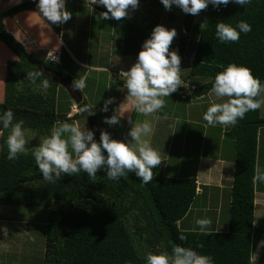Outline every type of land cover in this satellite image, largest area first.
Here are the masks:
<instances>
[{
	"label": "trees",
	"instance_id": "16d2710c",
	"mask_svg": "<svg viewBox=\"0 0 264 264\" xmlns=\"http://www.w3.org/2000/svg\"><path fill=\"white\" fill-rule=\"evenodd\" d=\"M37 4L38 0H23L8 10H0V41L16 56L7 63L5 98L0 102V116L11 109L14 123L22 119L24 130L42 131L48 136L60 121L87 118L89 114L81 109L90 104L79 91L83 102L78 105L79 112L69 116L75 102L62 85L43 73L35 85L26 78L28 72L39 71L41 65L61 73L71 82L75 80L60 69V63L54 65L49 59L45 62L37 60L5 24L7 18L36 10L54 32L61 35L62 25L47 21L38 11ZM193 19L194 15H191L190 24L177 30L174 38V49L181 57V66L190 43L187 36L197 25ZM242 20L251 25L250 32H241L238 42L219 41L216 36L218 22L235 27ZM157 25L161 24L149 19L143 23L131 17L114 20L115 54L138 56ZM194 46L189 48L192 65L187 79L193 82L192 85L199 79L206 82L190 87L191 98L208 95L216 74L231 63L250 68L263 84L264 0H250L245 6L230 2L218 9L209 4L208 17ZM117 76V79L123 78V75ZM45 79L50 85L47 89L42 86ZM62 89L67 95L68 106L62 102L65 99ZM92 110L95 111L93 107ZM93 116L94 139L100 142L96 115ZM262 131L264 118L260 108L247 112L226 133V137L235 142L236 150L226 231L202 233L178 226L197 196V181L195 178L167 177L162 164L153 169L154 178L149 184L142 183L135 173L109 180L105 169L97 172L95 181L81 171L73 176L62 174L60 180L51 184L38 170L33 151L19 154L14 161L7 158L9 130L3 129L2 122L0 207H44L50 210L43 230V264H146L148 252L167 251L171 254L175 245L191 247L199 254L210 256L213 264H251L264 234V223H258L255 217L257 183L253 184ZM63 202L65 207H54ZM181 232L187 237L186 241L179 239ZM261 249L264 250V245Z\"/></svg>",
	"mask_w": 264,
	"mask_h": 264
},
{
	"label": "clouds",
	"instance_id": "9594fccd",
	"mask_svg": "<svg viewBox=\"0 0 264 264\" xmlns=\"http://www.w3.org/2000/svg\"><path fill=\"white\" fill-rule=\"evenodd\" d=\"M230 2L245 6L250 0H161L166 10L170 11L175 5L184 13L194 16L206 10L209 4L218 9L221 5L227 6ZM91 3L107 9L104 7L99 9L100 12L106 10L100 14L103 20L120 21L129 17L130 9L139 8L140 0H91ZM37 8L53 25L65 24L72 18V13L66 7V0H38ZM251 30V25L243 20L235 27L218 22L216 36L222 43L238 42L241 32L247 34ZM176 36L175 28L169 30L164 25H157L151 37L144 42L137 62L130 70L122 71L126 78L127 100L139 114L149 116L156 113L165 106V97H169L181 86L187 88L180 76L181 57L178 51H170ZM41 75L42 72L30 71L26 78L35 85ZM42 86L47 89L50 86L49 81L43 80ZM72 86L75 90L82 91L86 87V77L74 80ZM208 95L209 97L214 95L218 100L223 101L211 103L204 113L203 119L210 126L235 125L247 112L264 106V84L253 75L250 68L235 63L229 64L216 74ZM113 102L114 98L106 100L101 111L107 112L108 106ZM81 111L95 115L91 105H85ZM74 114L71 111L69 116ZM124 115L125 107L122 103L114 109L111 117L104 118V123L116 125ZM13 121L14 114L11 109L0 116L3 129L9 130L6 143L7 158L10 161L16 160L21 153L27 154V140L23 129L25 122L22 119L15 123ZM128 122L132 124L128 132L130 140L113 139L108 131L103 130L100 142L94 139L92 130L82 129L79 122L54 125L50 135L43 137L32 153L44 180L55 184L62 178V174L73 176L83 171L95 181L97 172L105 169L109 180H117L127 173H135L142 183H151L154 178L153 169L163 162L161 153L152 147L149 139L153 132L152 123L149 120L134 122L131 115ZM258 182H264V170L259 167L255 169L253 176V184ZM195 223L202 233H207L212 225L209 218L197 219ZM179 239L186 241L187 237L181 232ZM261 244L264 245V241ZM146 264H213V259L199 254L191 247L175 245L171 254L167 251L148 252Z\"/></svg>",
	"mask_w": 264,
	"mask_h": 264
},
{
	"label": "crops",
	"instance_id": "0c3cea01",
	"mask_svg": "<svg viewBox=\"0 0 264 264\" xmlns=\"http://www.w3.org/2000/svg\"><path fill=\"white\" fill-rule=\"evenodd\" d=\"M68 1L66 0V7ZM22 2L23 0H0V10H8ZM70 2L68 7H72L76 18L84 9H89V12L93 14V19H100V14L103 13L99 11L103 6H94L95 9L91 10L88 2L85 0H70ZM111 21L113 29L114 19H111ZM5 24L12 31L15 38L37 60L45 62L48 59L49 52L56 51L59 53V66L65 67V71H63L72 78L77 74L76 69L70 67L72 64L85 70L83 72L78 71V75L81 74L83 77L85 75L87 77L88 72L95 73L93 75V84L96 83V85H98L100 76L107 74L106 82L108 88L106 92L103 95L99 94L100 96L102 95V98L98 101V105H91L98 112L96 115L95 111V115L100 135L101 131L106 130L111 134L113 139L130 140L131 137L128 136V132L132 124L128 122L129 115H131L134 122L149 120L153 126V132L149 139L152 147L161 153L165 176L176 179L195 178L197 181V196L188 214L178 223L179 227L187 231H200L195 221L199 219V214H201L202 218H209L212 221L208 232H222L228 229V223L226 225L222 224L221 214L227 195H231L229 199L231 206L236 150L234 147L228 146L230 142V139L226 137L228 125L216 124L215 126H210L204 119H202L203 124L199 119L200 117L203 118L211 103L223 102L222 100H218L214 95L211 96L212 98L209 95L203 96V99L191 98L189 89L193 82L187 79V76L182 77L180 75L184 84L190 87H179L176 92L164 98L165 106L162 109L152 115L144 116L137 113L130 101L127 100L128 92L125 87V76L117 79V75L120 72L130 70L135 63L122 59L124 57L117 56L113 48L115 44L112 46L106 45V43L102 44V46L98 44V47L102 48L99 60L104 61L107 59L105 55L109 53V56H111L110 67H105L104 64L100 65L95 62L91 65L78 60L75 52L71 49L77 44V36L79 34L74 33V36H72L74 40L72 38L73 43L70 47L65 41L64 24L61 35H57L36 10L26 11L13 18H7ZM96 38H101V36L97 35ZM57 40L60 41L58 45H56ZM95 40L93 39V45H97L98 43ZM93 45L88 41L89 52L92 50ZM14 59H16L15 54L0 41V102H3L5 98L7 63ZM67 59L72 62L70 65H67ZM185 67L186 65L183 63L180 72ZM109 98H114V102L108 106L107 112L101 111L104 107V102ZM223 99L226 100L227 98ZM207 102H209V106L206 104ZM122 103L125 107V115L121 118L120 122L116 125L104 123V118L106 116L111 117L114 114V109ZM181 104H185V115L183 117L177 112V107ZM172 115L176 119H172ZM101 120L103 121V126L100 124ZM1 145L2 134L0 133V154ZM173 155L176 160L174 159L172 163ZM2 208L3 210L0 212V264H13L11 262L22 260L21 256L26 260L34 259L31 253L35 250V246L38 243H42V251L39 252L38 261L30 264H43L45 250L43 230L45 224L42 222L40 224L42 226L41 232H36L33 230V227H27L28 223L24 221L19 222L16 216L8 215L11 210L10 208L13 209L14 207H0V209ZM210 213H214L216 216L211 217ZM255 217L258 223H264V183L261 182L257 183ZM22 226H24L25 232L29 234V238L26 236L25 240L22 239L24 237V234L22 235L21 232ZM34 234L39 235L43 239L41 241L34 240ZM262 241H264V234L258 246L262 247ZM258 264H264V250L262 249L258 257Z\"/></svg>",
	"mask_w": 264,
	"mask_h": 264
},
{
	"label": "rangeland",
	"instance_id": "374dc122",
	"mask_svg": "<svg viewBox=\"0 0 264 264\" xmlns=\"http://www.w3.org/2000/svg\"><path fill=\"white\" fill-rule=\"evenodd\" d=\"M72 1V0H71ZM86 2H88V5L90 7V9L92 10L93 8L95 9V5H93L91 3V0H85ZM70 0L67 3V9L72 13V18L67 21L64 24V36H65V41L67 43V45H69L70 47L72 46V36H74V33H78L79 35L77 36L78 38V42L75 46H73V51L75 52L76 57L78 58V60H80L81 62H86L89 63L91 65H93V63L95 62L96 64H104L105 67H110L109 65L111 64V56H109V53H107L105 56L107 57V59H105L104 61L99 60L101 57V52H102V48L98 47V44L100 46H102V44L106 45H114L115 44V38H114V32L112 29V21L110 20H103L101 17L99 18H95L93 19L92 17V13L89 12V9H84L80 15L78 14V17L76 18L74 13H73V9L72 7H68L70 4ZM85 5V2H84ZM104 7V6H103ZM104 9H106L104 7ZM107 10V9H106ZM129 17H131L133 20L139 21L140 23L146 22V20H151L152 22L156 21L158 22V24L164 25L165 27H167L168 29H172L175 28L176 30H181L185 25H189L190 24V17L191 14H186L182 11V9H180L179 7L173 5L171 10H166L165 7L163 6V4L161 3V0H140L139 3V8L137 10H129ZM208 17V7L206 10L202 11L199 15H195L193 22L197 23V25H194L192 28L191 33H189V35L187 36L188 40H189V45H188V51H187V56L185 57L184 60V65H186V67L183 69V71L180 72V75L182 77H186L188 75L189 72V67L192 64V58L190 57V51L189 48H195L194 46V42H196L197 37L201 31V29L203 28L205 21ZM43 19V18H42ZM93 19V22H92ZM93 23V24H92ZM48 24V23H47ZM202 25V27H201ZM63 26V24H62ZM81 26V27H80ZM94 35V36H93ZM97 35H100L101 38H96ZM93 39H96L95 41H97V45H93ZM74 40V38H73ZM88 41L92 43L93 47L92 50L89 52L88 50ZM60 41L57 40L56 45H58ZM61 44V43H60ZM115 46V45H114ZM175 41H173L171 47H170V51H173L175 48ZM55 48V47H54ZM114 49H116V46L113 47ZM57 53L55 52H49V55H53ZM116 56V55H115ZM121 57V56H120ZM97 58V59H96ZM124 60H129V61H133L134 63L137 62L138 57L137 56H130V57H125L122 58ZM67 65H70L72 62L67 59ZM60 63V54H59V62ZM70 67H72L73 69H76L77 74L74 75L75 79H79L80 77H83V75L79 74L78 75V71L79 72H83L85 71L84 69L78 67L77 65H70ZM61 70L65 71V67H61ZM95 73L91 72V73H87V77L86 75L84 77H86L87 82H86V87L82 90V93L84 95V98L86 99V101L88 102V104L90 105H98V101L102 98L103 93L106 92L108 85H107V74H104V76H100V78L98 79V85L93 84V75ZM197 83L195 84L196 86H199L201 83H204L206 81L204 80H197ZM264 84V83H263ZM195 85H190L191 88H194ZM189 85L187 86V88L190 87ZM62 91L65 94V99H63V103L65 105H69V101L68 99H66V93L65 91L62 89ZM99 94H102L101 96ZM212 98V97H211ZM209 106V102L206 103ZM96 111V115L98 114L97 109H95ZM177 112L179 113V115H181L182 117L185 115V104H181L180 106L177 107ZM71 113V111H70ZM69 113V114H70ZM60 114H63L62 112H60ZM72 116V115H71ZM261 117L264 118V106L261 107ZM172 119H176L173 115L171 117ZM201 123L202 122V117L199 118ZM64 122H68V123H72L74 121H68V120H63L60 121L59 124L64 123ZM79 122L80 126L82 129H89V130H96V128H94L90 122V120L85 117H82L81 120L76 121ZM99 122V120H98ZM57 124V126L59 125ZM101 126H103V121L101 120L100 122ZM93 127V128H92ZM232 128V126L228 125V131H230ZM25 131V138L27 140V144H26V152L29 151H33L35 147L39 146L40 140L47 136L45 133L41 132H36V131H32V130H24ZM220 131V129H219ZM262 140L260 139V143H259V153H258V158H257V167H259L261 170H264V131H262ZM232 140L230 139V142L228 143V146L234 147L235 149V142H231ZM230 147V148H231ZM174 159L176 160V158L173 155L172 158V163L174 162ZM264 183V182H261ZM231 195H227V197L225 198V202H224V206H223V210H222V214H221V219H222V224L226 225L228 223L229 220V210H230V199ZM200 202V201H198ZM214 204V202H213ZM66 204L63 203H58L56 204L54 207H56L57 209L60 207H65ZM11 210L9 211L8 215L9 216H16L17 217V221L21 222L24 221L27 224V227H33V230L36 232H41L42 230V226L40 225L42 222L46 225L47 222V214L50 210H48L47 208L44 207H39V208H34V209H22V208H10ZM3 210L0 209V212ZM217 211V210H216ZM211 214V213H210ZM215 217L216 215L214 213L211 214V217ZM202 216L201 214H199V219H201ZM32 224V225H31ZM44 225V226H45ZM26 226V225H25ZM21 228V227H20ZM24 226H22L21 228V232L22 235L24 234V237L22 239H26V236L29 238V234H27L25 232V230L23 229ZM13 234V233H12ZM13 236V235H12ZM42 237H39V235L34 234V240H42ZM42 243H38L35 246V250L31 253L33 254L34 259L30 260V259H23L21 256L22 260L19 261H14L11 262L13 264H25V263H35L38 261V256H39V252L42 251ZM261 251V246H258V248L255 250L254 255H253V259L256 258V262L255 264H258V257ZM44 261V259H43Z\"/></svg>",
	"mask_w": 264,
	"mask_h": 264
},
{
	"label": "water",
	"instance_id": "95a60500",
	"mask_svg": "<svg viewBox=\"0 0 264 264\" xmlns=\"http://www.w3.org/2000/svg\"><path fill=\"white\" fill-rule=\"evenodd\" d=\"M101 11L105 12L106 10H101ZM38 70L42 72L43 74H45L46 76H48L49 78L53 79L55 82L62 85L67 90L68 94L70 95V97L76 104L79 105L83 102V96L78 90H75L73 88L72 86L73 82H71L69 79L64 77L61 73L51 70L49 68L43 67L41 65L38 66ZM93 117L94 116L91 114L88 115V119L90 120L91 124H93V121H94Z\"/></svg>",
	"mask_w": 264,
	"mask_h": 264
},
{
	"label": "built area",
	"instance_id": "2783aa9c",
	"mask_svg": "<svg viewBox=\"0 0 264 264\" xmlns=\"http://www.w3.org/2000/svg\"><path fill=\"white\" fill-rule=\"evenodd\" d=\"M48 59L53 63V64H59L58 62H59V53H55V54H53V55H49L48 56ZM123 73L124 72H120L118 75H123ZM124 76V75H123ZM72 112H73V114L75 113H78L79 112V108H78V105H74L73 107H72ZM256 258H257V256H256ZM256 258H254L253 259V257H252V263L251 264H255V262H256Z\"/></svg>",
	"mask_w": 264,
	"mask_h": 264
}]
</instances>
